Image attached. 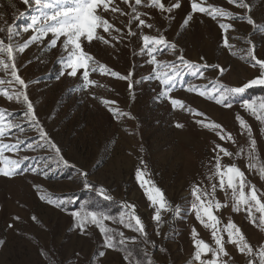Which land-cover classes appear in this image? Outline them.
<instances>
[{
	"label": "rangeland",
	"instance_id": "1",
	"mask_svg": "<svg viewBox=\"0 0 264 264\" xmlns=\"http://www.w3.org/2000/svg\"><path fill=\"white\" fill-rule=\"evenodd\" d=\"M180 2L182 6L174 10V19L166 20L155 10L149 22L160 27L170 41L176 42L187 60L219 64L224 68V74L220 76L218 69H202L205 76L199 79L191 71H185L172 96L182 99L194 110L204 112L208 120L223 125L227 132L232 133L236 143L222 142L211 129L201 128L194 122L202 117L184 110L174 111L167 101H158V82H139L151 72V66L145 63L146 57L139 54L141 44L135 37L131 42L126 41L115 47L94 42L86 49L98 62L122 75L135 72L129 81L93 73L91 79L103 87H92L88 92L76 91L80 82L75 78L65 76L57 79L59 49L47 51L41 50L42 45L31 47L18 56L19 74L30 85L28 93L35 102L41 123L58 143L65 159L76 167L60 166L46 178L30 171L12 179L0 176V264H125L123 257L129 253L119 248H105L104 236L95 226H91L86 233L76 229L71 212L79 210L84 202H90L92 209L103 211L116 220L127 211L124 208L126 203L136 205V213L141 217L148 234V245L144 243L143 237L123 225L114 221L105 223L110 228L123 231L126 237H137L136 243L130 242L128 248L141 264H190V257L194 254L193 228L199 233L197 238L214 243L210 230L205 229L190 210L191 188L199 182H203L204 187L210 186L207 176L212 172L209 162L213 157L211 149L214 144H223L234 153L241 147L247 151L248 136L236 121L237 114L251 125L253 138L257 141V153L264 161V126L242 108L246 93H251V90L264 93V87H254L242 96L233 98V107L230 109L185 90L191 84H208L210 87V81L213 80H220L229 86H241L258 73L242 52L237 51L233 55L225 49L217 21L195 13L189 25L182 27L184 18L191 11V0ZM202 2L205 5L212 3L223 6L237 15L243 14V10L228 5L226 0ZM116 3L125 11H130L122 0H116ZM13 4L15 7H12ZM251 4V15L257 26L253 27L242 20L234 21L235 30L228 33L229 43L235 45L233 51H236L251 47L247 42L250 39L254 42L257 56L264 58V0H251ZM0 5V13L4 15L0 26L14 23L22 29L30 23V17L34 14L22 0H0ZM20 11L25 13L24 16H19ZM115 17L108 18L116 27L123 28L121 21L126 22L127 18L118 13ZM144 32L156 34L149 29ZM174 58L170 53L158 56V59ZM0 78H4V73H0ZM130 82L135 84L132 91L128 88ZM89 92L94 93L96 98L93 99ZM258 97L264 95L254 98ZM102 100L116 101V107L122 112H129L132 118L115 117ZM0 108L8 110L15 120L22 118L23 105L15 101L8 102L0 96ZM176 123H182L184 127L176 128ZM20 135L21 138L36 137L30 130ZM42 154L30 150L21 152V155L29 157ZM221 162L230 164L233 160L223 158ZM31 163L33 161H26L23 167L27 168ZM236 163L245 170L251 183L264 190V180L259 178L258 172L246 170V158L241 157ZM81 167L89 171L94 184L104 186L111 200H104L94 191L83 189L78 179V169ZM138 169H143L146 178L165 192L172 205L181 206L179 216L162 213L159 235H156L158 226L152 220L153 208L136 178ZM34 185H40L54 197H73L76 203L69 205L66 210L57 209L39 199L41 193ZM217 197L224 202L225 196L219 189ZM219 214L224 223L231 218L241 226L252 245L258 247L264 244V231L253 226L244 213L223 209ZM33 216L37 217L35 221ZM15 217H19V220ZM228 250L235 264H247L246 257L238 254L234 247L229 245ZM100 251L106 253L102 259L98 256Z\"/></svg>",
	"mask_w": 264,
	"mask_h": 264
},
{
	"label": "snow or ice",
	"instance_id": "2",
	"mask_svg": "<svg viewBox=\"0 0 264 264\" xmlns=\"http://www.w3.org/2000/svg\"><path fill=\"white\" fill-rule=\"evenodd\" d=\"M226 2L230 6L243 10V14L237 15L223 6L212 3L205 5L202 0H191V11L184 18L182 27L186 28L189 25L195 13L206 15L217 21L222 32L221 42L225 49L231 51L233 55L237 51L242 52L244 58L251 62V67L257 71L258 75L241 86H229L220 80H213L210 81V87L208 84L203 86L191 84L185 87L187 92L196 93L200 97L230 109L233 107V98L242 96L254 87H264V58L257 56L254 42L250 39L247 42L251 47L236 51H233L235 45L229 43L228 33L230 30H235L234 21L242 20L248 25L257 26L256 20L251 15V0H226ZM22 3L29 11L34 12L30 17V23L22 29L14 23L6 27L0 26V34H3L0 35V73H4V78H0V96L6 98L8 102L15 101L23 105V115L20 120L13 119L8 110L0 108V176L12 179L25 171H30L46 178L50 172L60 166L76 167L65 159L62 149L41 123L35 102L28 93L30 85L19 74L18 56L23 55L33 46L42 45L41 50L47 51L59 49L60 54L56 61L59 65L57 79L65 76L75 78L80 82L76 91L88 92L92 87H103L96 80L91 79L93 73L129 81L135 76V72L130 71L122 75L98 62L86 49L90 48L94 42L115 47L126 41L131 42L135 37L141 44L139 54L146 57L145 63L151 66V72L146 77H142L139 82H158L160 89L156 95L158 101H167L174 111L184 110L194 116L202 117L203 119H197L194 122L201 128L211 129L220 141L236 143L232 133L227 132L223 125L208 120L204 112L194 110L182 99L172 96L185 71H191L199 79L205 76L202 69H218L220 76L224 74V68L219 64L195 63L187 60L183 52L178 49L177 43L170 41L160 27L149 22L153 19L155 10H158L159 15L166 20L174 19V10L182 6L180 0H122L130 11L122 9L116 0H22ZM12 7L15 5L13 4ZM117 13L127 18L126 22L121 21L123 28L116 27L108 18L110 16L115 19ZM24 14L20 11L19 16L22 17ZM0 20H4L3 13H0ZM145 29L153 30L156 34H146ZM29 33L30 35L25 36ZM166 53H170L175 58L173 60L158 59V56ZM203 60L204 58L201 57V61ZM9 76L10 78H7ZM134 86L135 84L130 82L129 91H132ZM89 94L93 99L96 98L94 93L89 92ZM101 102L115 117L132 118L129 112H122L116 107V101L102 100ZM242 108L264 126V97L245 99L242 101ZM235 119L240 128L247 133V151L241 147L234 153L223 144H214L211 149L213 157L209 162L212 172L207 176L210 186L204 187L203 182H199L191 188L190 210L195 214V219L205 229L210 230L211 241L214 243L197 238L199 233L193 228L194 254L190 257V264H235L228 250L229 245L234 247L238 254L246 257L247 264H264V244L258 247L252 245L241 226H238L231 218L224 223L219 214L223 209H230L232 213H244L253 226L264 231V190L251 183L246 177L245 170L236 163L241 157L246 158V170L258 172L259 178L264 180V161L257 153V141L253 138L251 125L239 114L235 116ZM175 127L183 128L184 125L176 123ZM29 130L34 132L36 137L21 138L20 134ZM28 150L43 154L34 157L21 155L22 151ZM223 158H232L233 162L223 164L221 162ZM26 161H33V163L25 168L23 166ZM136 178L153 208L152 220L158 226L156 235H159V225L163 222L162 213L168 212L179 216L181 206L172 205L167 200L165 192L146 178L143 169L137 170ZM78 179L84 190L94 191L104 200L112 199L103 185L98 186L92 182L89 171L83 167L78 169ZM213 180L217 182L212 183ZM34 187L41 193L39 196L41 201L57 209L66 210L69 205L76 203L73 197H54L40 185H34ZM218 189L225 196L223 203L217 197ZM124 208L127 211L116 220L103 211L92 209L90 202H84L79 210L71 212V216L76 229L81 233H86L91 226H95L104 236L105 248L111 250L119 248L123 252H128L129 254L123 257L125 264H141L138 258L134 259L128 248L130 242L136 243L137 237H126L123 231L110 228L105 223L114 221L123 225L124 228L138 233L148 245L150 243L148 234L141 217L136 213V205L126 203ZM14 219L19 220V217ZM32 219L35 221L37 217L33 216ZM105 255L104 251L98 253L101 259Z\"/></svg>",
	"mask_w": 264,
	"mask_h": 264
},
{
	"label": "trees",
	"instance_id": "3",
	"mask_svg": "<svg viewBox=\"0 0 264 264\" xmlns=\"http://www.w3.org/2000/svg\"><path fill=\"white\" fill-rule=\"evenodd\" d=\"M264 93H259L258 90H251V93H246L244 95L245 99H252L254 97H257V96H263Z\"/></svg>",
	"mask_w": 264,
	"mask_h": 264
}]
</instances>
